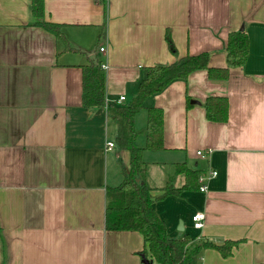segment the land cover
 Wrapping results in <instances>:
<instances>
[{
	"label": "crops",
	"instance_id": "crops-1",
	"mask_svg": "<svg viewBox=\"0 0 264 264\" xmlns=\"http://www.w3.org/2000/svg\"><path fill=\"white\" fill-rule=\"evenodd\" d=\"M29 3L0 0V264L150 260L141 234L104 228L106 187L121 182L130 159L115 143L107 105L128 102L154 64L207 52L211 67H225L226 37L239 29L249 54L227 79L197 70L145 100L162 109L163 149L144 150L141 160L153 199L169 178L174 188L183 185L178 165L217 173L205 192L152 205L172 238L237 242L228 257L208 248L192 264H262L264 0H44V20L62 25L66 44L33 24ZM95 58L105 66V105L84 108L81 66ZM209 96L227 98L226 122L205 118ZM146 119L143 109L135 129ZM144 143L140 134L135 145ZM197 212L205 215L201 229L192 225Z\"/></svg>",
	"mask_w": 264,
	"mask_h": 264
},
{
	"label": "trees",
	"instance_id": "trees-1",
	"mask_svg": "<svg viewBox=\"0 0 264 264\" xmlns=\"http://www.w3.org/2000/svg\"><path fill=\"white\" fill-rule=\"evenodd\" d=\"M43 3L44 0H30L29 8L34 19L33 24L66 44L62 25L44 20ZM165 40L169 51L176 55L168 30ZM248 54L249 39L246 31L239 29L230 32L225 41V67H211L210 54L207 52L186 55L172 64H154L146 69L145 77L139 81L135 95L128 102L107 105V114L117 127L115 143L118 150L129 152L130 159L128 171L121 164V182L117 186L106 187L104 228L106 231H132L141 234L144 242L143 253L149 256L152 264H192L193 259L208 248L216 250L222 257H228L237 242L225 241L222 244L194 242L188 235L182 238H172L168 235L164 222L153 209V202L168 196H180L186 191H198V177L201 173L184 164L178 165L175 173L183 174V185L174 188L172 178H169L159 190L161 194L154 199L151 197L152 189L145 181V164L141 160V154L144 150L163 149V112L159 107L146 108L145 100L160 93L174 81H185L197 70L206 71L209 79L225 80L231 69L245 64ZM80 101L84 108L105 105V72L98 58L81 66ZM203 108L208 121L217 123L227 121L226 97L209 96L205 99ZM143 109L147 110L146 125L143 129L136 130L135 116ZM140 134L145 136L143 147L135 145V140Z\"/></svg>",
	"mask_w": 264,
	"mask_h": 264
},
{
	"label": "built area",
	"instance_id": "built-area-1",
	"mask_svg": "<svg viewBox=\"0 0 264 264\" xmlns=\"http://www.w3.org/2000/svg\"><path fill=\"white\" fill-rule=\"evenodd\" d=\"M104 51V48L103 47H100L99 48V52H103ZM101 68L104 69L105 66L104 65H101ZM124 101V97H119L118 99V102H123ZM114 147V143L113 142H107L106 144V150H110ZM210 151H197V155L198 156H203L205 155L206 153L208 154ZM216 172L215 171H210L208 173H203V174H200L199 177H198V184H199V188L198 190L200 192H205L207 190V186H206V181L210 178H213L216 176ZM191 220H192V225H193V228L194 229H201L203 227V223H204V220H205V215L204 213L202 212H197L195 213L194 215H192L191 217Z\"/></svg>",
	"mask_w": 264,
	"mask_h": 264
},
{
	"label": "water",
	"instance_id": "water-1",
	"mask_svg": "<svg viewBox=\"0 0 264 264\" xmlns=\"http://www.w3.org/2000/svg\"><path fill=\"white\" fill-rule=\"evenodd\" d=\"M192 102H193V101H192ZM142 263H143V264H152V262H151L150 260L146 259V258H143V259H142Z\"/></svg>",
	"mask_w": 264,
	"mask_h": 264
}]
</instances>
